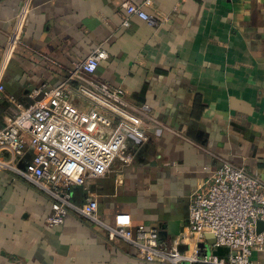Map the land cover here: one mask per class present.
<instances>
[{"label":"crops","instance_id":"1","mask_svg":"<svg viewBox=\"0 0 264 264\" xmlns=\"http://www.w3.org/2000/svg\"><path fill=\"white\" fill-rule=\"evenodd\" d=\"M129 2L156 24L133 15L124 26ZM98 45L107 56L83 77L147 104L146 139L129 142V165L115 160L74 187L75 204L95 199L103 221L156 228L171 241L161 225L180 219L186 228L190 193L223 161L264 180V0H0V125ZM50 210L46 196L0 170V264H160L73 211L48 227Z\"/></svg>","mask_w":264,"mask_h":264},{"label":"built area","instance_id":"2","mask_svg":"<svg viewBox=\"0 0 264 264\" xmlns=\"http://www.w3.org/2000/svg\"><path fill=\"white\" fill-rule=\"evenodd\" d=\"M26 1V0H25ZM151 0H144L150 4ZM143 4L129 2L123 25L138 16L156 24ZM27 10L21 8L22 24ZM19 40L17 29L8 35V46ZM107 56L98 45L74 63L69 74L52 88L33 89L32 101L0 126V170H9L46 196L51 203L45 218L48 227L62 224L70 211L103 227L110 238L130 243L139 258L160 264H264V180L243 166L223 161L189 195L186 228L165 241L156 228L109 224L97 210V200L77 205L74 187L103 175L111 163L133 161L129 142L146 139L147 104L128 102L120 88L104 81L85 79ZM78 80L74 86L73 82ZM73 94L86 101L81 107ZM30 150V160H25ZM263 223L258 229L257 222ZM212 233L215 242L205 239ZM204 243V246H199ZM186 246L180 250V246ZM222 249L220 254L214 251Z\"/></svg>","mask_w":264,"mask_h":264},{"label":"water","instance_id":"3","mask_svg":"<svg viewBox=\"0 0 264 264\" xmlns=\"http://www.w3.org/2000/svg\"><path fill=\"white\" fill-rule=\"evenodd\" d=\"M187 215H188V211H187ZM187 215H186V218H187ZM182 223L183 222L180 219L168 220L167 222H165L164 224L161 225V228L168 229V231L171 235L176 236V235H179L183 231L184 226ZM257 224H258V229L263 228L262 222L258 221ZM205 239H206L207 243H210V244L215 242V238H214L212 233H206ZM199 246H201V247L204 246V243H200ZM185 248H186V246H184V245L179 247L180 250H183ZM222 251H223L222 249H218V250L214 251V253L220 254Z\"/></svg>","mask_w":264,"mask_h":264}]
</instances>
